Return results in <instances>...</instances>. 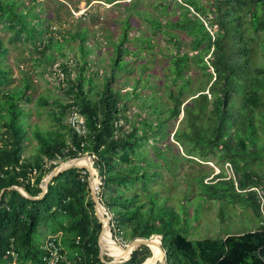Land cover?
<instances>
[{"label":"trees","instance_id":"16d2710c","mask_svg":"<svg viewBox=\"0 0 264 264\" xmlns=\"http://www.w3.org/2000/svg\"><path fill=\"white\" fill-rule=\"evenodd\" d=\"M106 1L121 10L115 34L77 20L56 39L44 1L0 0V29L41 50L34 62L43 70L56 60L64 63L66 79L57 88L75 102L87 127L79 137L67 126L66 100L34 98L27 74L21 85L12 83L0 36V264H41L38 230L46 237L59 234L71 264L112 260L99 256L102 225L85 169L52 178L41 199L9 190L38 196L42 179L61 161L84 154L96 165L98 197L120 244L158 236L167 264H264V226L195 241L181 234L186 214L168 205L163 177L169 167L188 162L228 164L235 167L234 179L219 172L208 183L209 174L194 181L208 199L220 196L213 188L218 183L234 188L235 182L261 219L250 189L264 193V169L237 168L264 167V0ZM56 4L64 10L61 1ZM95 76L101 78L96 84ZM43 112L46 123L39 120ZM30 147L34 154L24 157ZM141 246L146 254L136 250L122 264L150 258Z\"/></svg>","mask_w":264,"mask_h":264},{"label":"rangeland","instance_id":"374dc122","mask_svg":"<svg viewBox=\"0 0 264 264\" xmlns=\"http://www.w3.org/2000/svg\"><path fill=\"white\" fill-rule=\"evenodd\" d=\"M39 1H44L45 16L50 17L49 21L51 23H57L61 20L60 18L65 17L63 20H66L68 26L66 28L67 30L59 31L61 38L66 31L74 27L77 20H80L79 22H81L78 25L82 27L96 26L97 28L95 29L98 31L101 30V33L104 30H106L105 32L109 30L115 34L116 29L119 27V23H117L115 19L117 15L121 13V10L118 9V6L108 3L106 0ZM56 1H61L64 4V10H57ZM118 1L123 2L130 0H117V2ZM142 7H145V9H148L149 11L153 10L150 8V5H143ZM82 10L84 13H80V15L79 12ZM135 22L137 25L140 23V27L144 28L143 23L140 20H136V17H134V23ZM0 36L5 41L9 50L8 58L5 60V67L10 68L12 71V83L21 85L22 75L27 74L33 85L31 92L34 98L42 96L51 99L55 97V99L57 98L62 101V103L65 102L66 99L63 96L62 91L46 80L43 67L34 62L35 59L40 57L41 50L35 51L31 42L26 39L17 40L18 37L13 36L11 30L0 29ZM94 65L95 64L92 62L91 68L95 70ZM95 77L94 84L101 81V78H98L97 76ZM35 110L36 108H32V111L35 112ZM36 118L37 116L33 113L31 115V120H36ZM46 118V114L43 112L39 120L41 122L43 120L42 123H46ZM259 135L260 138L264 140V130H259ZM33 154L32 148L30 147L24 151L23 156H32ZM84 156L87 155L84 154L82 157ZM85 161L87 162V160ZM85 161L83 162L85 163ZM62 162L64 161H61L60 163ZM207 164V167H197L188 162L183 167H169L168 170L163 171V177L169 187V191H165V193L170 196L168 205L172 206L174 210L178 209L182 215L183 213L186 214V217L183 215L182 222L184 227L180 231L181 234H184L189 240L195 241L205 238H220L225 234H239L259 228L261 219L255 215V212L250 205V201L246 200L247 195L237 189L235 182L234 188H229V185L227 184L218 183L213 188L217 190V195L220 196L213 199L207 198L208 195L203 191L201 185L194 181L195 177H198L200 174H209L208 177L204 178V182L207 183L210 182L211 178L219 172L224 173L228 178L234 179L235 177V167H233V169L232 167H229L228 164H224V167H219L214 163ZM237 169L241 172L251 170L261 174L264 167H238ZM98 191L99 188L97 189V192ZM181 206H183V208H181ZM111 235L116 243L120 245L121 249L129 247V243L120 244V239H115L112 232ZM45 237L46 235L38 230L34 234V243L39 244L44 242ZM158 239L157 241H159ZM141 247V245L138 246L134 251H140ZM147 248L149 256L152 252L149 247ZM104 254L105 256H108V259L116 258L108 254L105 250ZM144 254H146V251L142 250L139 252V256ZM157 263L158 262H154L152 264Z\"/></svg>","mask_w":264,"mask_h":264},{"label":"built area","instance_id":"2783aa9c","mask_svg":"<svg viewBox=\"0 0 264 264\" xmlns=\"http://www.w3.org/2000/svg\"><path fill=\"white\" fill-rule=\"evenodd\" d=\"M85 11V9H84ZM84 11H80L79 14H83ZM75 14V13H74ZM80 14V15H81ZM77 16V15H75ZM68 24L66 20H60L59 23H53L51 25V32L56 36V39H60L59 31L66 29ZM64 63L62 61H55L52 65H48L44 70V76L46 80L56 87L62 86L66 79V73L62 68ZM74 65H72L73 67ZM67 103V126L79 137L84 136L87 132L86 122L83 115L80 114L78 106L70 98L66 100ZM250 190L256 193V196L260 202V213L262 220L260 225L264 226V193L260 187H253ZM42 250L41 264H62L65 261V253L60 242L59 234L47 236L44 243L40 246ZM9 253V252H8ZM13 254L12 252H10ZM16 255H14L15 257ZM10 264H15L13 261Z\"/></svg>","mask_w":264,"mask_h":264},{"label":"water","instance_id":"95a60500","mask_svg":"<svg viewBox=\"0 0 264 264\" xmlns=\"http://www.w3.org/2000/svg\"><path fill=\"white\" fill-rule=\"evenodd\" d=\"M84 157H86V159L89 161V163H90L89 166L88 165L80 166V165H76V164L69 163V162H72L74 160L79 159L80 157L68 159V160L60 163L59 165H57L47 176H45L42 179V181L40 183L41 193L38 196L32 197L23 188H20V187H10L9 190L15 189L23 197H25L27 199H30V200L41 199L44 196L45 192H46V184L52 178L58 176L60 173L66 171L68 169H71V168L85 169L87 171L88 175H89L88 182H89L90 197H91V200L94 203L95 215H96L97 219L99 220V222L102 225L101 231H100V234H99V246L98 247H99V256H100L101 260L103 262H105L104 259H103V256L105 254H103L102 246H101L102 245V241H103V237H104V232H107V234L109 235V238L112 239L111 240L112 242H114L115 244H117V243H116V241L113 239V237L111 235V229H110L111 216L109 215L108 211L103 206V204L100 202V198L98 197L97 189H98L99 185L101 184L98 170L96 169V165L94 164L92 158H90L88 156H84ZM94 176L98 180V185L95 188H93L92 185H91L92 184V178ZM152 237L157 238L158 236H152ZM152 237H150L149 239H141V238L134 239V240H132L129 243V246H131L133 248L136 243H140V245H144V246L148 247L147 246L148 245L147 243L150 241V239ZM158 248H159V250H160V252L162 254V257L158 261L157 264H167L166 263V258H165L166 254H165L164 250L162 249V247L160 245V242L158 244ZM135 249H137V248H135ZM134 250H131L130 249L129 252H128V255L125 258H123V259L112 258V260L110 262H107V264H122V263L128 261L130 259V257H131V255H132V253H133ZM147 260H148V257L141 264H147L146 263Z\"/></svg>","mask_w":264,"mask_h":264},{"label":"bare ground","instance_id":"6f19581e","mask_svg":"<svg viewBox=\"0 0 264 264\" xmlns=\"http://www.w3.org/2000/svg\"><path fill=\"white\" fill-rule=\"evenodd\" d=\"M85 160H87L86 157H80L79 159L74 160V161L69 162V163L80 165V166H83V165L89 166L90 165L89 161L87 160V162H86ZM83 161H85V163ZM91 185L93 188H95L98 185V180L95 178V176L92 178V184ZM153 238L154 237H152L150 239V241L147 243L148 244L147 246L152 251V256L150 258H148V260L146 262L147 264H152L154 262H158L162 257V254L158 248V244H159V241H157L158 238H156V240H153ZM111 240L112 239L109 238V235L107 234V232H104V237H103V241H102V245H101L102 251L104 254V250H105L108 254L116 257L117 259L125 258L128 255V252L130 249L134 250L135 248H137L140 245V243H136L133 248L131 246H129L126 249H121V247L118 244H115Z\"/></svg>","mask_w":264,"mask_h":264},{"label":"crops","instance_id":"0c3cea01","mask_svg":"<svg viewBox=\"0 0 264 264\" xmlns=\"http://www.w3.org/2000/svg\"><path fill=\"white\" fill-rule=\"evenodd\" d=\"M54 87H56V86H54ZM66 117H67V116H66ZM261 220H262V217H261ZM261 220H260V221H261ZM259 227H261V225H259ZM45 239H46V237H45ZM44 241H45V240H44ZM43 243H44V242L39 243V245L41 246ZM64 253H65V252H64ZM66 255H67V254H65V258H66ZM64 263H65V264H71V261H69L68 259H66Z\"/></svg>","mask_w":264,"mask_h":264}]
</instances>
